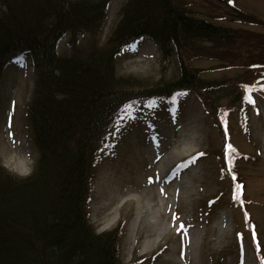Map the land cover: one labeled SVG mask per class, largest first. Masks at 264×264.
<instances>
[{
    "label": "trees",
    "instance_id": "1",
    "mask_svg": "<svg viewBox=\"0 0 264 264\" xmlns=\"http://www.w3.org/2000/svg\"><path fill=\"white\" fill-rule=\"evenodd\" d=\"M111 2L0 0V83L9 60L31 55L36 79L28 117L38 153L27 176L0 162V264H129L119 229L98 232L91 223L92 166L127 104L167 98L172 105L180 90L201 99L220 134L215 154L231 179L232 200L248 230L256 226L239 171L240 161L254 156L231 144L229 121L245 108L247 93H264V32L201 16L188 0H126L101 44ZM235 9L241 21L264 26ZM67 34L69 53L61 50ZM87 34L90 41L80 45ZM142 37L156 43L163 61L176 60L174 76L148 85L118 74L117 57ZM202 58L227 73L204 77L194 64Z\"/></svg>",
    "mask_w": 264,
    "mask_h": 264
},
{
    "label": "rangeland",
    "instance_id": "2",
    "mask_svg": "<svg viewBox=\"0 0 264 264\" xmlns=\"http://www.w3.org/2000/svg\"><path fill=\"white\" fill-rule=\"evenodd\" d=\"M188 1L201 16L264 32V26L241 21L235 11L236 7L264 19V0ZM125 2L112 0L101 44ZM79 37L80 45L91 39L88 34ZM68 38L69 34L61 43L67 53ZM17 61L7 62L0 83V162L8 171L27 176L38 156L28 117L36 75L31 60L23 66ZM194 64L204 69L206 78L220 79L227 73L213 60L197 59ZM117 71L150 85L174 76L178 68L174 58L162 60L151 38L142 37L117 57ZM245 101V108L232 113L229 130L231 144L254 156L239 163L246 209L256 225L252 232L232 200L231 179L222 174L215 154L222 146L220 134L195 93L177 91L172 105L167 98L141 99L127 104L115 119L92 166L88 209L98 232L119 229L126 263L263 264L259 255L264 254V93H247ZM191 147L176 156V150ZM165 164L168 168L161 176Z\"/></svg>",
    "mask_w": 264,
    "mask_h": 264
},
{
    "label": "bare ground",
    "instance_id": "3",
    "mask_svg": "<svg viewBox=\"0 0 264 264\" xmlns=\"http://www.w3.org/2000/svg\"><path fill=\"white\" fill-rule=\"evenodd\" d=\"M192 150V147L191 148H189V149H183L184 151H181V150H176L175 151V154H176V156L177 157H181V156H183V153H186V150ZM22 161H25L24 159H22ZM26 164V163H25ZM167 168H168V165H162L161 166V168H160V170H159V172L161 173V176H163V173L167 170ZM130 199H136L135 197H133V198H129L128 200H130ZM115 216L113 217V219H111L110 220V222H113L114 220H115ZM155 222V221H154ZM149 247H151V246H149Z\"/></svg>",
    "mask_w": 264,
    "mask_h": 264
},
{
    "label": "snow or ice",
    "instance_id": "4",
    "mask_svg": "<svg viewBox=\"0 0 264 264\" xmlns=\"http://www.w3.org/2000/svg\"><path fill=\"white\" fill-rule=\"evenodd\" d=\"M17 62H19V63H21L23 65L24 63H26V60L21 57V58H18ZM249 99H250V102L254 103V101H251V98H249ZM228 147L231 148V145H229ZM21 170L24 173H26L28 171V168H27V166H26L24 161H21Z\"/></svg>",
    "mask_w": 264,
    "mask_h": 264
}]
</instances>
